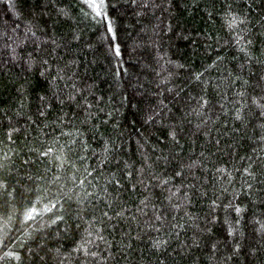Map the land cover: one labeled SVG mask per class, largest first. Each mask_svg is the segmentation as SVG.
<instances>
[{"label": "trees", "instance_id": "trees-1", "mask_svg": "<svg viewBox=\"0 0 264 264\" xmlns=\"http://www.w3.org/2000/svg\"><path fill=\"white\" fill-rule=\"evenodd\" d=\"M0 264H264V0H0Z\"/></svg>", "mask_w": 264, "mask_h": 264}, {"label": "snow or ice", "instance_id": "snow-or-ice-1", "mask_svg": "<svg viewBox=\"0 0 264 264\" xmlns=\"http://www.w3.org/2000/svg\"><path fill=\"white\" fill-rule=\"evenodd\" d=\"M101 2H102V0H101ZM46 211L47 210H49V209H45ZM32 215H33V213H29L27 216H26V219H31L32 218Z\"/></svg>", "mask_w": 264, "mask_h": 264}]
</instances>
